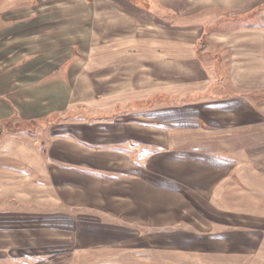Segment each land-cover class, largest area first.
Listing matches in <instances>:
<instances>
[{
	"label": "rangeland",
	"instance_id": "obj_1",
	"mask_svg": "<svg viewBox=\"0 0 264 264\" xmlns=\"http://www.w3.org/2000/svg\"><path fill=\"white\" fill-rule=\"evenodd\" d=\"M51 1L0 0V72L65 57L21 31ZM255 1L210 6L192 22L182 6L167 11L160 37L124 48L93 39L105 48L66 61L99 67L89 72L93 103L69 118H0V264H264V5ZM66 41L71 51L76 40ZM158 89L174 95L119 100Z\"/></svg>",
	"mask_w": 264,
	"mask_h": 264
},
{
	"label": "crops",
	"instance_id": "obj_2",
	"mask_svg": "<svg viewBox=\"0 0 264 264\" xmlns=\"http://www.w3.org/2000/svg\"><path fill=\"white\" fill-rule=\"evenodd\" d=\"M51 3L43 4L44 11L40 16L27 17L21 31L28 37L37 34L44 41L49 40L48 46L58 49L56 53L59 58L62 55L65 57L56 63L38 60V66L34 67L26 63L22 67L27 68L9 75L5 71L0 72V96L7 97L0 99V118H12L17 115L16 110L22 119L44 118L60 113L69 118L68 112L80 103H93L92 94L89 92L90 87L94 85L89 72L98 71L99 67L90 63L89 59L70 63L66 61L74 56L76 51L87 56L98 54L100 49L105 47L97 46L95 39L121 40L118 44L124 48L132 38L145 40L160 37V33H163L160 18L168 15L167 11L176 16L182 6L188 10L186 21L192 22L196 12L203 13L205 8L210 6L242 4L239 0H234L233 4H228L227 0H53ZM263 5L264 0H256L251 4L252 7ZM161 7L166 11L163 12ZM175 34L178 35V32ZM69 39L76 40V46L71 51L66 41ZM84 39L88 40L87 43ZM106 45L108 52L113 54L115 45L110 42ZM68 54L69 58L66 57ZM114 67L112 63L110 68L108 66L105 69V77L110 82L115 81L112 73ZM63 70L69 71L71 76L68 75L67 78L66 75H60L59 71ZM96 76L100 77V74ZM82 77L86 78L87 84L83 83ZM45 78L47 79L43 81ZM111 85L112 88L115 87L114 83ZM159 95L173 97L174 94H170L169 90L158 89L148 98L119 100L137 104L138 107L140 103ZM114 96L115 94L112 97ZM59 124L61 123H57L58 126ZM127 129L129 130V125ZM52 181L44 179L47 184Z\"/></svg>",
	"mask_w": 264,
	"mask_h": 264
},
{
	"label": "water",
	"instance_id": "obj_3",
	"mask_svg": "<svg viewBox=\"0 0 264 264\" xmlns=\"http://www.w3.org/2000/svg\"><path fill=\"white\" fill-rule=\"evenodd\" d=\"M2 132H3V126L1 125L0 126V135L2 134Z\"/></svg>",
	"mask_w": 264,
	"mask_h": 264
}]
</instances>
